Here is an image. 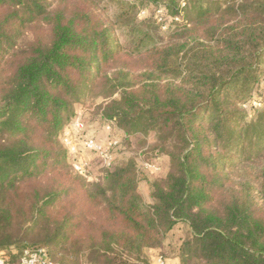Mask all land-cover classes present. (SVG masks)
<instances>
[{
  "label": "trees",
  "instance_id": "16d2710c",
  "mask_svg": "<svg viewBox=\"0 0 264 264\" xmlns=\"http://www.w3.org/2000/svg\"><path fill=\"white\" fill-rule=\"evenodd\" d=\"M102 1L0 0V252L264 264V0L122 2L126 25L166 13L162 44L126 45ZM86 99L103 100L95 117L123 145L169 146L166 168L116 158L98 182L77 175L62 138Z\"/></svg>",
  "mask_w": 264,
  "mask_h": 264
},
{
  "label": "rangeland",
  "instance_id": "374dc122",
  "mask_svg": "<svg viewBox=\"0 0 264 264\" xmlns=\"http://www.w3.org/2000/svg\"><path fill=\"white\" fill-rule=\"evenodd\" d=\"M136 0H103L101 2V7L105 10V15L109 21L110 24L113 25L116 35L118 37L119 42L122 45L133 43L140 34L142 37L145 35H148L149 38L155 42V44H162L164 42V37L167 34L164 32L165 29L160 30V28L157 27L160 20L156 19L154 14V10L152 8L147 9L146 11H137V21L131 22V25H126L124 23L118 22L119 16L122 14L119 4L120 3H132ZM225 0H222L224 2ZM195 4H198L196 0H191V8H193V13L197 11L198 6H195ZM133 11H131L132 13ZM143 12L145 14H143ZM157 12V11H156ZM131 15V14H130ZM123 20V19H122ZM150 20L153 22H150ZM153 24L152 28H150V24ZM103 102L102 99H86L81 104L77 106V113L81 115L84 122L86 123V130L87 135L91 136H99L101 138L104 137V125L99 122V119L95 117L96 111L98 110V107ZM121 148L117 152V160L119 162L123 160H128L129 158H135L139 168L142 171H145V164H147V160L156 161L157 163H160L162 168H166L168 159H167V153L166 148L169 149V146L163 147L162 149L158 145V142L156 140V137L151 136L148 138V144L147 147L143 149H139L136 145L133 146V148H130L128 146L123 145V138L121 139ZM155 147L157 149H155ZM165 148V149H164ZM93 172L94 175H97L96 173L100 172L98 168V164L96 160H93ZM141 171V172H142ZM150 179L153 178V176L149 175ZM143 178V176L141 177ZM141 192L147 202H150V193L147 184L143 183L140 185ZM183 235V230L176 229L174 233H172V237L169 240V243H175V241H178L179 238ZM160 256L159 251H154L150 253V262L154 264L156 258ZM174 256H167V260L178 262V259H174Z\"/></svg>",
  "mask_w": 264,
  "mask_h": 264
},
{
  "label": "built area",
  "instance_id": "2783aa9c",
  "mask_svg": "<svg viewBox=\"0 0 264 264\" xmlns=\"http://www.w3.org/2000/svg\"><path fill=\"white\" fill-rule=\"evenodd\" d=\"M186 5V0H182L181 7ZM143 14H145L143 12ZM157 16L166 18L165 10L160 8ZM166 29V26L164 27ZM113 122L104 125V137L87 135L86 123L80 114L76 113L75 118L65 129L62 144L67 150L74 172L87 179L89 182H98L104 172L111 168L116 161L117 151L122 145V136L114 132ZM93 160H96L100 172L94 175ZM145 168L151 172H157L159 168L155 165L145 164ZM43 251L33 252L24 250L19 264H54L48 260H43ZM9 255L0 252V264H8ZM154 264H166L162 257L156 258Z\"/></svg>",
  "mask_w": 264,
  "mask_h": 264
},
{
  "label": "crops",
  "instance_id": "0c3cea01",
  "mask_svg": "<svg viewBox=\"0 0 264 264\" xmlns=\"http://www.w3.org/2000/svg\"><path fill=\"white\" fill-rule=\"evenodd\" d=\"M166 264H179V261L175 262V261L167 260Z\"/></svg>",
  "mask_w": 264,
  "mask_h": 264
},
{
  "label": "water",
  "instance_id": "95a60500",
  "mask_svg": "<svg viewBox=\"0 0 264 264\" xmlns=\"http://www.w3.org/2000/svg\"><path fill=\"white\" fill-rule=\"evenodd\" d=\"M42 259H43V260H47V257L44 255V256L42 257Z\"/></svg>",
  "mask_w": 264,
  "mask_h": 264
}]
</instances>
